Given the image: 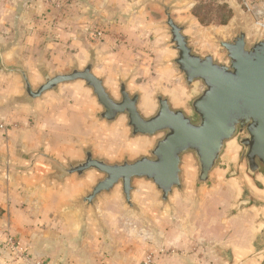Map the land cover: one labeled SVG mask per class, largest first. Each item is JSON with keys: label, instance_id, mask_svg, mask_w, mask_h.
Returning <instances> with one entry per match:
<instances>
[{"label": "crops", "instance_id": "obj_1", "mask_svg": "<svg viewBox=\"0 0 264 264\" xmlns=\"http://www.w3.org/2000/svg\"><path fill=\"white\" fill-rule=\"evenodd\" d=\"M84 1L88 11L73 10L47 28L28 22L18 42L0 41V264H264V174L245 172L234 141L206 185L197 182L195 160L184 159L183 187L168 203L138 180L132 205L120 188L89 205L100 175L56 178L58 165L82 162L87 151L109 162L129 146L145 155L154 143L126 136L123 118L102 120L82 82L32 100L16 70L34 87L93 62L106 85L137 86L147 98L153 88L139 89L138 81L173 76L174 52L159 45L158 22L149 20L152 0H120L126 3L109 10L107 0ZM173 92L182 97L181 88Z\"/></svg>", "mask_w": 264, "mask_h": 264}, {"label": "water", "instance_id": "obj_2", "mask_svg": "<svg viewBox=\"0 0 264 264\" xmlns=\"http://www.w3.org/2000/svg\"><path fill=\"white\" fill-rule=\"evenodd\" d=\"M166 16L178 70L188 86L199 81L205 87L191 104L196 120L184 110L175 109L163 95L157 98L156 113L149 118L144 116L139 93H131L122 83L118 90L120 98L116 99L104 80L94 73L93 62L83 69L47 76L37 88L23 70H16L29 99H40L63 84L82 82L101 107L102 120L113 123L126 118L133 137L162 135L149 154L135 160L109 163L87 151L82 162L58 165L56 178L60 181L89 172L101 176L85 198L89 205L101 194L116 188L121 189L127 204L132 205L134 183L138 180L150 182L160 193L162 202L168 203L171 195L183 187L184 159L195 160L197 182L206 185L221 163L227 145L233 141L239 147L238 161L245 172L251 176L264 174V40L249 47L244 32L233 41L220 40L229 58V64L225 65L211 55L197 54L185 28L175 22L170 12Z\"/></svg>", "mask_w": 264, "mask_h": 264}, {"label": "rangeland", "instance_id": "obj_3", "mask_svg": "<svg viewBox=\"0 0 264 264\" xmlns=\"http://www.w3.org/2000/svg\"><path fill=\"white\" fill-rule=\"evenodd\" d=\"M159 1L160 0H152L150 2L151 6L148 8V11L154 10V12L151 14L149 20H151L152 23L158 22V27L155 26L154 34L159 45L164 46V48H171L174 52V56L171 58L173 76L172 81H169L168 79L161 81L159 79L149 86L146 84L147 81H144L143 78L138 81V84H142L139 89H145L147 91L151 90V88H157L153 92V89L150 91V93H153L152 98L141 97L140 109L144 116L148 118L152 117L158 109L157 98L160 95L158 90L161 89L163 92L170 91V97L167 93V98L175 109L184 110L187 115L196 120L197 116L193 113L191 104L192 101L204 91L205 87L203 86V83L199 81L188 86L183 74L178 70L175 64L177 53L173 48L174 45L171 43L170 29L166 24V12H170L175 22L185 28V33L189 38L190 44L197 54L201 56L211 55L217 62L228 65L229 58L225 50L221 47L219 41H233L240 32L246 34L249 47L258 41L264 40V0H162L164 8L160 6ZM86 2L90 1L0 0V41L4 42V38L12 39L13 37L15 39L14 41L18 42L19 35L24 30L23 27L28 25V22L39 27L43 26V28H47L56 24L59 18L67 17V15L73 10L76 12L83 10L88 11L89 9L85 6ZM91 3H93V1H91ZM116 3L124 5L126 2L123 3L120 0H113L110 2V0H107V10L112 9ZM140 5H143L141 1ZM224 6L231 11V17L227 24L221 25L219 21L224 15ZM196 9L197 12L202 15L206 23H201L195 16L194 11ZM139 20L140 19H138V22H140ZM3 42L1 44H3ZM149 53L154 56L152 52L149 51ZM155 56L153 57L154 59H159V57ZM162 83H165L166 85H163ZM39 85L40 84L34 87H38ZM108 87L113 96L116 97V99H119L120 96L118 90L120 86L114 88L112 85H108ZM135 87L138 88L137 86L129 87V91L131 93H138V90L135 89ZM176 88H181V98L174 96L173 90ZM123 119L126 121V118ZM125 133L126 136L129 138L131 137L130 129H128V133L127 131ZM161 137L162 135H158L156 138L138 136L136 141L137 143L141 141L142 144L146 141L154 143ZM136 148L137 146H129L125 148L123 154L124 157H119L121 159L110 158L111 161L109 162L120 163L126 160L137 159L142 154L136 157L135 150L139 151ZM143 151L140 153L149 154V151ZM117 159L119 160L116 161ZM242 163L245 166V161ZM188 170L189 168L186 166L185 169H183V172L186 173Z\"/></svg>", "mask_w": 264, "mask_h": 264}, {"label": "trees", "instance_id": "obj_4", "mask_svg": "<svg viewBox=\"0 0 264 264\" xmlns=\"http://www.w3.org/2000/svg\"><path fill=\"white\" fill-rule=\"evenodd\" d=\"M223 9L225 10V12H224V15L221 17L222 19L219 21V23H220L221 25H225V24H227V22L229 21V18L231 17V11H230L226 6H224ZM194 14H195V16L199 19V21H200L201 23H206V22L204 21V18L202 17V15H201L200 13L197 12V9L194 11ZM207 23H208V22H207ZM2 212H3V211L0 210V217L2 216Z\"/></svg>", "mask_w": 264, "mask_h": 264}, {"label": "built area", "instance_id": "obj_5", "mask_svg": "<svg viewBox=\"0 0 264 264\" xmlns=\"http://www.w3.org/2000/svg\"><path fill=\"white\" fill-rule=\"evenodd\" d=\"M149 259H150V258H149ZM147 263H149V261H148ZM147 263H146V264H147Z\"/></svg>", "mask_w": 264, "mask_h": 264}]
</instances>
